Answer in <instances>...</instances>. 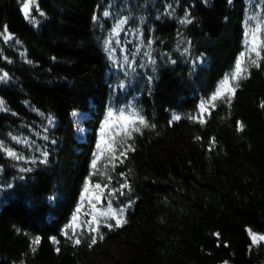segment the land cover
I'll return each mask as SVG.
<instances>
[{"label": "trees", "instance_id": "obj_1", "mask_svg": "<svg viewBox=\"0 0 264 264\" xmlns=\"http://www.w3.org/2000/svg\"><path fill=\"white\" fill-rule=\"evenodd\" d=\"M26 1L0 0V264H264V43L231 79L264 0Z\"/></svg>", "mask_w": 264, "mask_h": 264}, {"label": "snow or ice", "instance_id": "obj_2", "mask_svg": "<svg viewBox=\"0 0 264 264\" xmlns=\"http://www.w3.org/2000/svg\"><path fill=\"white\" fill-rule=\"evenodd\" d=\"M37 8H38V5H37ZM24 13H25V16H26V18H27L28 14H29V4H28V3H25V4H24ZM105 15H108V13H105ZM182 22L190 23L191 21H189V20H185V21H182ZM256 30L259 31V27H257ZM0 35H2V33H0ZM8 38H9L8 36H5V39H8ZM255 43H256V40H255V33H253V44H255ZM261 43H264V41H261ZM251 50L254 51V52H256L258 57L260 56V53L257 51L256 47H253ZM242 59H243V55H242V57H241V60H242ZM251 63L254 64V65H256L257 67L259 66V64H258V62H257L256 60H252ZM243 71H244V70L241 68V61L238 60V61H237V64H236V71H235V73H233L231 79H232V80H238L239 78H246V77L243 76ZM7 78H8V74H7V73H3V75H0V80H6ZM229 84H230L229 78L226 77L225 80L222 82L221 89H223L224 85H229ZM237 87H238V85H237ZM221 89H218L217 92L211 97V100H212V101H215L217 98L221 97V96L224 94L223 91H222ZM235 90H236L235 88H229V89H228V91H230L232 94H234ZM2 105H3V101H0V110H6V109H3ZM212 106L214 107L215 105L213 104ZM200 108H201V112H202V114H203V112L206 110V109H205V104L202 103V104L200 105ZM112 115H113V113H112L111 111H109L108 116L111 117ZM120 117H121V118H124V119H127L126 117H124V112H123V111L120 112ZM136 118H137V117L134 116L132 119H136ZM180 118H181V117L178 116V115H174V116H173V119H174V120H179ZM138 119H139V122H140L141 124H143L145 127H149V126H151V127H155V125H148L147 122L144 120L143 117H138ZM192 119H198V118H197V117H192ZM242 127H243V126L241 125V129H242ZM135 130H136V131H140L139 128H136ZM197 139H199V137H198ZM129 147H130V146H129ZM122 154H123V153H122ZM7 155H8V156H11V157H15L16 159H23V157L18 156L15 152H12V151H7ZM44 155L47 156V153H45ZM95 164H96V162L93 161V167H95ZM109 179H110V178H109ZM9 187H11V185H9ZM96 187L99 188L100 185L98 184V185H96ZM123 187H128V186H127V185H122V188H123ZM85 191H87V189H85ZM114 191H115V190H114ZM96 199L99 200V197H97ZM108 207H109V211L101 212V215H104V216H109V215H111V216L115 219V223H116V226H117V227H120V226H122L124 223L127 222V221L123 218V212H124L123 209H120V210H118V211H117V210H112V208H111V202H110V201H109V205H108ZM77 211H79V209H78ZM74 219H75V217H74ZM94 219H95V217H94ZM107 226H108L109 228L113 227L112 224H108ZM250 234H251V238H252V242H253V244H256L257 242H260V241H264V235H257L256 233H251V231H250ZM217 235H218V234H217ZM102 238H103V237L101 236V239H102ZM80 242H81V241H80L79 239H76V240H75V243H76V244H79ZM96 242H97V241H96L95 238L92 239V241H91L92 244H95ZM34 243L38 244V243H39V238H37V239L34 241Z\"/></svg>", "mask_w": 264, "mask_h": 264}, {"label": "rangeland", "instance_id": "obj_3", "mask_svg": "<svg viewBox=\"0 0 264 264\" xmlns=\"http://www.w3.org/2000/svg\"><path fill=\"white\" fill-rule=\"evenodd\" d=\"M31 1L32 0H27L26 3H28L30 6L32 4ZM257 27H259V31L256 30ZM253 33H255V40H256L255 44H253ZM263 36H264V18L261 23H260L259 18H254L252 24L248 26L247 36H246L247 48L243 54V58L246 55L250 54L251 52H254L251 50L253 47H256V49L259 48L258 46H260ZM241 57L239 60L241 61V66H242L243 59L241 60ZM228 88H229V85H224L223 89H221V86L219 89L225 92ZM124 117H126L127 119H124L121 117L115 118L113 116V117H108L107 119L103 121V127L101 130L100 142H99V152H98L99 155L104 152L107 146L113 143V139L115 138L117 133H119L121 130L126 128L127 123L130 121V117H127V116H124ZM87 197L89 198L92 197V194L88 193ZM95 211L97 213L102 212L99 209H96Z\"/></svg>", "mask_w": 264, "mask_h": 264}]
</instances>
